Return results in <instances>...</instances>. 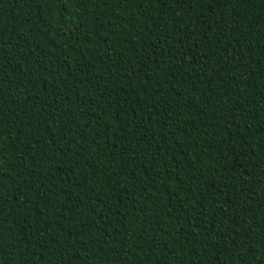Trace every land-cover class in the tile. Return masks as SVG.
<instances>
[{
	"label": "trees",
	"instance_id": "16d2710c",
	"mask_svg": "<svg viewBox=\"0 0 264 264\" xmlns=\"http://www.w3.org/2000/svg\"><path fill=\"white\" fill-rule=\"evenodd\" d=\"M117 254L264 264V0H0V264Z\"/></svg>",
	"mask_w": 264,
	"mask_h": 264
},
{
	"label": "snow or ice",
	"instance_id": "6c2138e0",
	"mask_svg": "<svg viewBox=\"0 0 264 264\" xmlns=\"http://www.w3.org/2000/svg\"><path fill=\"white\" fill-rule=\"evenodd\" d=\"M176 3H187L189 7L196 5L197 3L201 2V0H174ZM205 3H243V2H252V0H204ZM213 15H216L213 13ZM222 18V17H221ZM235 22V21H233ZM201 23H205L202 21ZM210 28L205 27V31H210ZM231 78V77H229ZM222 103V102H221ZM113 264H124L123 259L119 257V254H117V257L113 260Z\"/></svg>",
	"mask_w": 264,
	"mask_h": 264
}]
</instances>
